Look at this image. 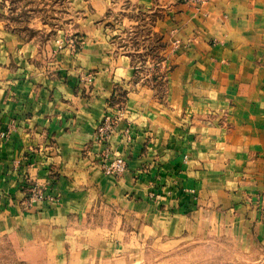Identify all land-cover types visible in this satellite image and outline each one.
<instances>
[{
  "label": "crops",
  "instance_id": "1",
  "mask_svg": "<svg viewBox=\"0 0 264 264\" xmlns=\"http://www.w3.org/2000/svg\"><path fill=\"white\" fill-rule=\"evenodd\" d=\"M131 1L156 12L161 92L135 82L117 44L138 20H107L112 0H68L51 34L0 0V264H264V0ZM110 103L118 177L95 138Z\"/></svg>",
  "mask_w": 264,
  "mask_h": 264
},
{
  "label": "rangeland",
  "instance_id": "2",
  "mask_svg": "<svg viewBox=\"0 0 264 264\" xmlns=\"http://www.w3.org/2000/svg\"><path fill=\"white\" fill-rule=\"evenodd\" d=\"M6 5V15L5 17L9 19L12 24L18 22L19 24H25V20H28L32 17H40L44 22V31L49 34L61 30V28L66 24L68 20V0H2ZM186 2L185 0H179ZM112 8L107 12V20L111 16L112 22L116 25H120V20L122 15H130L131 18L138 20V25L130 30L123 31V34H120L118 40V48L123 52L130 54L131 60L135 67V82L148 83L155 88L157 87L158 81H163L165 74L158 71V66L161 62V57L157 56L156 49L159 46V40L157 37L152 36L149 31L153 19L156 15L155 10L147 8V11L142 10L136 5H132L131 0H112ZM116 7V8H115ZM64 23V24H63ZM112 23V25H113ZM41 30V29H39ZM56 42L59 47H66L69 49L71 55H74L78 52L84 43L83 36L77 33H65L62 38L56 39ZM144 48V49H141ZM85 80L89 79V75L86 74ZM160 81V83H161ZM160 89V88H159ZM163 91L162 89L159 90ZM109 116L108 124L106 130L109 131L106 134V137L97 138V141L100 143L102 148H110L108 139L110 135L115 131L118 123L124 117V108L121 105L109 104L103 120L105 117ZM102 120V121H103ZM102 121L99 123L97 129L101 126ZM96 129V131H97ZM95 131V136H96ZM96 138V137H95ZM99 158L102 162V168L105 173L111 174L114 176H121L123 172L127 169V163L124 168L119 173L108 172L103 166L105 155H102L101 152L98 153ZM113 154H118L113 152ZM111 155V154H109ZM120 155V154H118ZM115 156V155H111ZM121 156V155H120ZM122 157V156H121ZM123 158V157H122ZM106 160V159H105ZM107 161V160H106ZM126 162V161H125ZM28 193V198H37L41 195L44 190L40 185L34 183L32 185L27 184L25 186ZM4 257L13 258L14 252L7 250L3 253Z\"/></svg>",
  "mask_w": 264,
  "mask_h": 264
},
{
  "label": "built area",
  "instance_id": "3",
  "mask_svg": "<svg viewBox=\"0 0 264 264\" xmlns=\"http://www.w3.org/2000/svg\"><path fill=\"white\" fill-rule=\"evenodd\" d=\"M185 1H189V2H193V3H197V4H201L202 2H204L205 0H185ZM106 119H104L101 123V126L97 129L96 131V138H98L99 140L103 137H106L105 135L108 134L109 131L106 130L107 124H108V119L109 116L105 117ZM98 140V141H99ZM100 142V141H99ZM110 154V150L109 148H102L101 149V157L102 155H105V160L104 159V167L106 168V170L108 172H115V173H119L122 170H124L125 166H126V162L125 159L122 158L120 155L118 154H111V155H115V156H111Z\"/></svg>",
  "mask_w": 264,
  "mask_h": 264
}]
</instances>
